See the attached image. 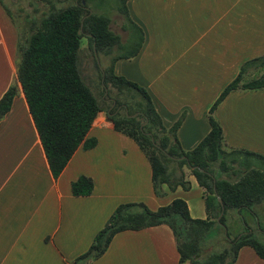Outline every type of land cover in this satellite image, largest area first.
Returning a JSON list of instances; mask_svg holds the SVG:
<instances>
[{"label":"crops","instance_id":"obj_1","mask_svg":"<svg viewBox=\"0 0 264 264\" xmlns=\"http://www.w3.org/2000/svg\"><path fill=\"white\" fill-rule=\"evenodd\" d=\"M143 30L135 56L115 61V72L146 88L164 125L182 116L183 148H193L210 128L209 108L241 63L264 53V0H127ZM0 4V97L16 80L18 32ZM106 109L86 134L95 144L75 149L53 176L18 84L0 118V264H69L121 202L143 201L155 209L175 197L190 214L205 217L202 188L189 173V188L163 194L152 187L150 164L137 143L113 128ZM227 145L264 156V89L232 90L216 106ZM257 160V159H256ZM258 161V160H257ZM80 174L94 181L75 195ZM88 264H179L171 228L161 223L115 233ZM233 264H264L249 245Z\"/></svg>","mask_w":264,"mask_h":264},{"label":"trees","instance_id":"obj_2","mask_svg":"<svg viewBox=\"0 0 264 264\" xmlns=\"http://www.w3.org/2000/svg\"><path fill=\"white\" fill-rule=\"evenodd\" d=\"M36 1L43 9L26 21V33H19L16 80L0 97V118L19 84L49 168L57 176L81 143L85 148L95 144L86 134L96 114L106 109L113 128L132 138L147 158L154 192L163 194V184L189 188L191 173L202 188L206 213L192 216L182 197L155 209L143 201L121 202L69 264H88L101 256L118 231L161 223L173 232L179 264H233L244 245L264 260V241L256 233L263 229L256 207L264 202V156L227 145L214 115L228 92L264 89V53L241 63L209 108L208 132L193 148L185 149L177 135L182 116L164 125L146 88L115 72V61L135 56L143 42V30L131 19L127 0ZM0 3L16 24L9 6ZM109 9L122 16L124 37L111 28ZM83 37L93 58L88 73L81 59ZM70 186L75 195L88 194L94 181L80 174Z\"/></svg>","mask_w":264,"mask_h":264},{"label":"rangeland","instance_id":"obj_3","mask_svg":"<svg viewBox=\"0 0 264 264\" xmlns=\"http://www.w3.org/2000/svg\"><path fill=\"white\" fill-rule=\"evenodd\" d=\"M2 1L7 6H9L12 14L14 15V18L17 19L18 23L16 22L15 24L14 22V24L18 32V38H19V33L20 34L26 33V28H27L26 21L31 19L32 15L38 17L41 13V10L43 9L42 3L36 0H2ZM36 6L38 10L35 9ZM109 13L111 14L112 17V21L110 23L111 28L117 31L118 33H120L122 37H124L126 35V31L121 27V23L123 20L122 16L113 9H109ZM82 46L84 48V51L81 54L82 66L84 68V72L88 73L93 68V58L88 49V39L86 37L82 38ZM256 211L258 212L260 225L263 228V229L257 228L256 233L259 236V238L264 241V202H262L256 207ZM251 225L254 226L255 224L251 223Z\"/></svg>","mask_w":264,"mask_h":264},{"label":"water","instance_id":"obj_4","mask_svg":"<svg viewBox=\"0 0 264 264\" xmlns=\"http://www.w3.org/2000/svg\"><path fill=\"white\" fill-rule=\"evenodd\" d=\"M82 3H84V0H82ZM109 115H108V118L110 119V120H112V118H111V114L110 113H108ZM132 115H136V113H133ZM193 167V166H192ZM200 169H201V167H199ZM217 199H218V201L222 204V199H221V197L220 196H218L217 197ZM221 214V213H220ZM224 231L226 232V229H224Z\"/></svg>","mask_w":264,"mask_h":264}]
</instances>
